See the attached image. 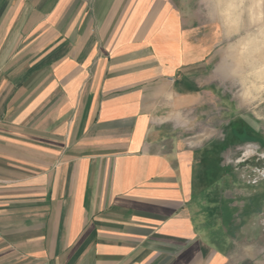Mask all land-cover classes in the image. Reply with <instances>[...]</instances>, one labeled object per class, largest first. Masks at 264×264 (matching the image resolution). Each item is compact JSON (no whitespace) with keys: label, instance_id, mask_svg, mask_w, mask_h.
I'll return each instance as SVG.
<instances>
[{"label":"crops","instance_id":"obj_1","mask_svg":"<svg viewBox=\"0 0 264 264\" xmlns=\"http://www.w3.org/2000/svg\"><path fill=\"white\" fill-rule=\"evenodd\" d=\"M207 29L175 0H0V264H264L186 133Z\"/></svg>","mask_w":264,"mask_h":264},{"label":"rangeland","instance_id":"obj_2","mask_svg":"<svg viewBox=\"0 0 264 264\" xmlns=\"http://www.w3.org/2000/svg\"><path fill=\"white\" fill-rule=\"evenodd\" d=\"M175 2L181 14L192 18L195 31L210 29L200 0ZM213 60L209 103L195 112L186 133L214 146L209 157L214 179H220L217 194L232 215L227 218V237L264 260V100L250 93L238 98L220 78L215 56Z\"/></svg>","mask_w":264,"mask_h":264},{"label":"clouds","instance_id":"obj_3","mask_svg":"<svg viewBox=\"0 0 264 264\" xmlns=\"http://www.w3.org/2000/svg\"><path fill=\"white\" fill-rule=\"evenodd\" d=\"M220 78L238 98L264 100V0H200Z\"/></svg>","mask_w":264,"mask_h":264}]
</instances>
